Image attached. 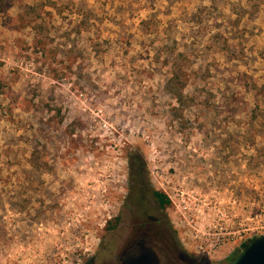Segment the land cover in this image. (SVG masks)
I'll list each match as a JSON object with an SVG mask.
<instances>
[{"label":"rangeland","instance_id":"1","mask_svg":"<svg viewBox=\"0 0 264 264\" xmlns=\"http://www.w3.org/2000/svg\"><path fill=\"white\" fill-rule=\"evenodd\" d=\"M263 93L264 0H0V264H117L135 158L230 264L264 236Z\"/></svg>","mask_w":264,"mask_h":264},{"label":"flooded vegetation","instance_id":"2","mask_svg":"<svg viewBox=\"0 0 264 264\" xmlns=\"http://www.w3.org/2000/svg\"><path fill=\"white\" fill-rule=\"evenodd\" d=\"M129 166L126 194L114 220L122 231L117 264H193L156 195L146 165L135 158Z\"/></svg>","mask_w":264,"mask_h":264},{"label":"trees","instance_id":"3","mask_svg":"<svg viewBox=\"0 0 264 264\" xmlns=\"http://www.w3.org/2000/svg\"><path fill=\"white\" fill-rule=\"evenodd\" d=\"M186 61L183 54L176 57L174 65H176L175 70L173 71L172 83L170 87L172 88V93L178 99L183 97V88L186 85V79H188L189 74L188 70L185 69ZM264 96V93L262 94ZM142 165H144L142 163ZM156 195L160 199L161 205L163 208L167 209L171 205V200L163 193L157 192ZM245 245L244 247H246Z\"/></svg>","mask_w":264,"mask_h":264},{"label":"water","instance_id":"4","mask_svg":"<svg viewBox=\"0 0 264 264\" xmlns=\"http://www.w3.org/2000/svg\"><path fill=\"white\" fill-rule=\"evenodd\" d=\"M230 264H264V236L250 241Z\"/></svg>","mask_w":264,"mask_h":264},{"label":"built area","instance_id":"5","mask_svg":"<svg viewBox=\"0 0 264 264\" xmlns=\"http://www.w3.org/2000/svg\"><path fill=\"white\" fill-rule=\"evenodd\" d=\"M220 238L217 239V241H214V243L212 245L209 246L210 249H216L217 244L219 243Z\"/></svg>","mask_w":264,"mask_h":264}]
</instances>
